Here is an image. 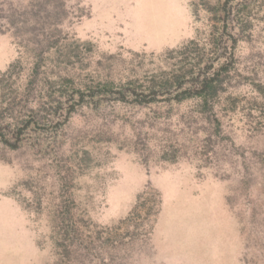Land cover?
<instances>
[{
    "label": "trees",
    "instance_id": "1",
    "mask_svg": "<svg viewBox=\"0 0 264 264\" xmlns=\"http://www.w3.org/2000/svg\"><path fill=\"white\" fill-rule=\"evenodd\" d=\"M189 5L200 23L194 37L157 54H123L98 51L90 39L66 30L68 0H0V33L11 35L17 51L0 72V160L11 164L12 152L28 156L16 184L27 196L16 197L27 212L44 219L54 264H116L123 246L151 240L161 195L150 185L124 218L110 225L93 221L97 189L80 179L110 160L100 145L115 143L145 166L153 159L175 163L192 149L206 166L207 155L227 138L223 116L242 100L236 88L251 90L242 104L264 105V81L247 75L237 52L263 21L264 0H189ZM103 106L114 110L112 123L130 126L131 136L119 137L111 124L98 122ZM129 108L145 110L143 117L132 121ZM83 109L93 112L95 127L70 137L67 124ZM170 124L181 126L178 134L188 145L165 135ZM242 164L234 190L254 184ZM257 170L263 173L260 204L248 205L247 217L239 218L241 264H264V166ZM232 197L226 198L230 206Z\"/></svg>",
    "mask_w": 264,
    "mask_h": 264
},
{
    "label": "rangeland",
    "instance_id": "2",
    "mask_svg": "<svg viewBox=\"0 0 264 264\" xmlns=\"http://www.w3.org/2000/svg\"><path fill=\"white\" fill-rule=\"evenodd\" d=\"M68 6L71 16L66 30L90 39L101 52L157 54L194 37L200 26L189 0H68ZM237 52L247 75L264 81V16L252 41L241 43ZM16 53L11 35L0 33V72ZM236 89L242 100L235 111L223 116L227 138L207 155L206 166L188 148L186 156L175 163L153 159L145 166L135 153L120 150L115 143L99 146L100 153L108 150L110 160L80 179L97 189L93 221L110 225L124 218L146 185L161 195L150 242L138 238L123 246L116 264H241L244 242L239 218L245 219L248 205L260 204L262 195L258 182L263 173L257 169L264 166V105L242 104L251 97V90L244 85ZM137 110L127 111L132 121L143 117L145 110ZM113 115L111 107L103 106L98 122L111 124L119 137L131 136L128 124L111 122ZM95 123L93 112L83 109L66 128L73 137L91 133ZM179 129V124L167 125L165 135L181 141ZM9 156L11 164L0 160V264H54L44 219L27 212L16 197L27 196L16 184L24 175L21 165L28 156L18 152ZM243 162L254 184L247 190H234L244 174ZM230 195L235 196L231 206L226 199Z\"/></svg>",
    "mask_w": 264,
    "mask_h": 264
}]
</instances>
